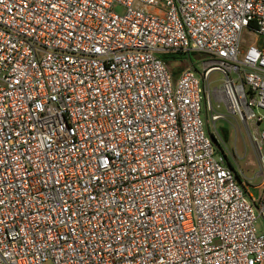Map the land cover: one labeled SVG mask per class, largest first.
I'll list each match as a JSON object with an SVG mask.
<instances>
[{"label": "built area", "instance_id": "1", "mask_svg": "<svg viewBox=\"0 0 264 264\" xmlns=\"http://www.w3.org/2000/svg\"><path fill=\"white\" fill-rule=\"evenodd\" d=\"M258 218L264 0H0V264H264Z\"/></svg>", "mask_w": 264, "mask_h": 264}, {"label": "rangeland", "instance_id": "2", "mask_svg": "<svg viewBox=\"0 0 264 264\" xmlns=\"http://www.w3.org/2000/svg\"><path fill=\"white\" fill-rule=\"evenodd\" d=\"M207 56L199 53H190V59L195 64V68H200L199 63L206 59ZM179 64L178 59L171 60L170 66L176 67ZM210 78L219 79L217 72H212ZM215 112L224 115V119H219L215 122L217 132L222 136L225 149L224 154L229 159L235 170L244 179L246 190L255 198L259 191V185L262 180L259 171V147L252 141L253 125L250 120L242 123L235 116H233L223 104L217 105L211 102ZM254 112L256 114H263L261 110ZM260 127V123L258 124ZM209 130L212 128L209 123ZM223 135H226L224 138ZM262 148V147H261ZM253 159L254 164L248 161ZM257 173V174H256ZM243 181V180H242ZM258 232L264 233V222L258 218L255 222Z\"/></svg>", "mask_w": 264, "mask_h": 264}, {"label": "water", "instance_id": "3", "mask_svg": "<svg viewBox=\"0 0 264 264\" xmlns=\"http://www.w3.org/2000/svg\"><path fill=\"white\" fill-rule=\"evenodd\" d=\"M215 145H216L215 147H216V149L218 150V152H219L220 154L223 155V151H222V149H221L217 144H215ZM224 162L230 167V164H229V162L227 161L226 156H224ZM235 176H236V175H235ZM236 180L238 181V183L242 184L241 179L238 178L237 176H236Z\"/></svg>", "mask_w": 264, "mask_h": 264}, {"label": "trees", "instance_id": "4", "mask_svg": "<svg viewBox=\"0 0 264 264\" xmlns=\"http://www.w3.org/2000/svg\"><path fill=\"white\" fill-rule=\"evenodd\" d=\"M223 136H224V138H226V135H223ZM226 159H227V161L229 162V164H230V168L234 171L235 175H236L238 178L241 179L239 173L235 170V168L233 167V165L231 164V162L229 161V159H228L227 157H226Z\"/></svg>", "mask_w": 264, "mask_h": 264}, {"label": "crops", "instance_id": "5", "mask_svg": "<svg viewBox=\"0 0 264 264\" xmlns=\"http://www.w3.org/2000/svg\"><path fill=\"white\" fill-rule=\"evenodd\" d=\"M248 162H249V163H252V164L255 163V162L253 161V159H250Z\"/></svg>", "mask_w": 264, "mask_h": 264}]
</instances>
